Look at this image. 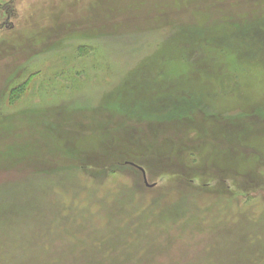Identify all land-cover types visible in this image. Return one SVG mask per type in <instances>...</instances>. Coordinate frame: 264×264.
Instances as JSON below:
<instances>
[{"label":"rangeland","instance_id":"obj_1","mask_svg":"<svg viewBox=\"0 0 264 264\" xmlns=\"http://www.w3.org/2000/svg\"><path fill=\"white\" fill-rule=\"evenodd\" d=\"M6 3L0 264H264V0Z\"/></svg>","mask_w":264,"mask_h":264},{"label":"bare ground","instance_id":"obj_2","mask_svg":"<svg viewBox=\"0 0 264 264\" xmlns=\"http://www.w3.org/2000/svg\"><path fill=\"white\" fill-rule=\"evenodd\" d=\"M55 113V112H54ZM57 113H60V112H57ZM74 115H76L78 118H80V120H77L76 118L77 117H73V116H70V117H66V118H64V121L61 123V125H60V129H61V131L62 130H64L65 129V127H67V128H72L73 130H71V131H73L74 133L75 132H78V131H81L82 129H85L86 127H85V122H83V120H84V118H85V116H87V114H82V113H80V114H74ZM110 115H108V113H106V114H103V113H96V114H93L92 116H87L88 117V120L90 121V119H92L93 121H94V119L95 120H97V121H100V122H102V121H105V122H108V123H112V122H114V120H115V117H112V116H110ZM82 118H83V120H82ZM85 119H87V118H85ZM101 127H105V126H101ZM231 128H233L232 126H231ZM209 132H205L204 130H203V133H202V135H207ZM174 135H176V134H174ZM219 135H217V136H214V138H216V137H218ZM224 136V135H223ZM223 136H219L218 137V139L216 140V144L217 145H221V144H223V143H228V142H231L232 141V139L231 138H229V136L228 137H223ZM228 138V139H227ZM83 143H85V145L89 148H91V149H96V146H97V143H96V140H94L93 138H91V137H89V138H84L83 139ZM131 146H133V145H131ZM159 149H155V148H146V150L144 151V153H141L140 152V154H138L139 156H141V158L143 159H145V160H152V161H158V162H162V163H169V160L170 161H172V160H174V159H169V160H164L163 159V161H160L159 159H157V151H158ZM207 164V163H206ZM251 165L253 166V164L251 163ZM167 166H169V167H171L172 169H174V170H182V168L183 169H185V165H184V163H182V162H180V161H177V160H175L173 163H171V164H167ZM212 166V165H211ZM213 174V173H212Z\"/></svg>","mask_w":264,"mask_h":264},{"label":"trees","instance_id":"obj_3","mask_svg":"<svg viewBox=\"0 0 264 264\" xmlns=\"http://www.w3.org/2000/svg\"><path fill=\"white\" fill-rule=\"evenodd\" d=\"M10 4L8 3H6V5H2V6H0V12L2 13V14H6V16H12V14H13V8H11V6H9ZM7 19H9V18H5L1 23H0V35H2V37L0 36V40L2 39H5V37L6 36H8L9 35V33L11 34V32H12V30H13V27H12V25H10L9 23H6V21L5 20H7ZM4 21H5V23H4ZM13 24V23H12ZM3 36H5V37H3ZM87 49V50H90L89 48H86V46H81L80 47V49ZM22 86L23 85H18L17 87H15V88H13L12 89V93H15V92H17L18 90H20L21 88H22ZM19 94V91L17 92V93H15V94H13V96L14 97H16L17 95ZM14 98H10V100H13ZM129 165H131V166H134V167H137V168H139L140 170L141 169H144L143 168V166H141L140 164H139V162H137V161H135V160H133V161H128L127 162ZM145 170V169H144Z\"/></svg>","mask_w":264,"mask_h":264},{"label":"water","instance_id":"obj_4","mask_svg":"<svg viewBox=\"0 0 264 264\" xmlns=\"http://www.w3.org/2000/svg\"><path fill=\"white\" fill-rule=\"evenodd\" d=\"M141 171H142L143 176H144V178H145V182H146V184L149 185V184H148V181H147V178H146L145 170H144V169H141Z\"/></svg>","mask_w":264,"mask_h":264}]
</instances>
